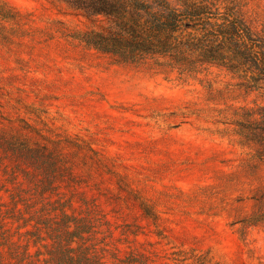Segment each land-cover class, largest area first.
Listing matches in <instances>:
<instances>
[{"label":"rangeland","instance_id":"1","mask_svg":"<svg viewBox=\"0 0 264 264\" xmlns=\"http://www.w3.org/2000/svg\"><path fill=\"white\" fill-rule=\"evenodd\" d=\"M0 1V264L3 229L46 252L63 210L102 264H264V84L116 64L66 36L65 4ZM242 1L264 31V0Z\"/></svg>","mask_w":264,"mask_h":264},{"label":"trees","instance_id":"2","mask_svg":"<svg viewBox=\"0 0 264 264\" xmlns=\"http://www.w3.org/2000/svg\"><path fill=\"white\" fill-rule=\"evenodd\" d=\"M56 1L66 5L64 15H71L81 25L66 36L86 52L116 64L146 67L179 78L218 65L238 74L250 87L264 84V31L247 17L242 0ZM15 16L0 1V35L6 31L4 22ZM62 219L60 228L49 234L53 243L42 244L46 252L30 250V241L38 245L44 238L29 230L26 233L31 238L21 245L22 250L15 251L19 247L10 243L5 229L2 245L11 246L9 255L18 264H102L84 242L93 228L65 210ZM122 262L137 264L134 257ZM202 264H208L204 257Z\"/></svg>","mask_w":264,"mask_h":264}]
</instances>
